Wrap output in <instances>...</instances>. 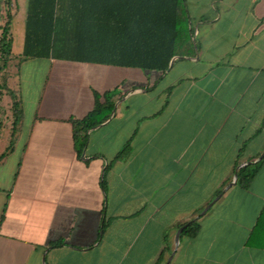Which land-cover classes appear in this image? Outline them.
<instances>
[{
	"label": "crops",
	"instance_id": "0c3cea01",
	"mask_svg": "<svg viewBox=\"0 0 264 264\" xmlns=\"http://www.w3.org/2000/svg\"><path fill=\"white\" fill-rule=\"evenodd\" d=\"M2 2L23 114L0 101V264H165L193 220L170 264H264V161L201 214L264 154V0H186L196 55L165 73L22 59L29 0ZM108 92L78 145L75 121Z\"/></svg>",
	"mask_w": 264,
	"mask_h": 264
},
{
	"label": "trees",
	"instance_id": "16d2710c",
	"mask_svg": "<svg viewBox=\"0 0 264 264\" xmlns=\"http://www.w3.org/2000/svg\"><path fill=\"white\" fill-rule=\"evenodd\" d=\"M0 30V73L5 72L6 82L12 41L8 23L0 26ZM20 55L22 59L56 57L165 73L173 57L195 56L196 45L186 0H29L25 43ZM4 89L14 99L16 125L23 111L15 100V92L7 84ZM105 95L107 102L101 103L97 96L95 108L75 121L78 145L86 144L80 131L109 118L114 108L113 94ZM4 127L0 120V136ZM263 161L264 156L255 164L239 168L238 184L249 188ZM199 229L198 220H193L182 235L195 236Z\"/></svg>",
	"mask_w": 264,
	"mask_h": 264
},
{
	"label": "water",
	"instance_id": "95a60500",
	"mask_svg": "<svg viewBox=\"0 0 264 264\" xmlns=\"http://www.w3.org/2000/svg\"><path fill=\"white\" fill-rule=\"evenodd\" d=\"M179 56H175V57H173L172 58V60H171V62H170V66H169V69L167 70V71H169L170 69H171V67L173 66V64H174V62H175V60L178 58ZM263 155L264 154H262V156H260L259 157V159H262V157H263ZM249 163H252V162H247V164H249ZM246 165V163H242V164H240L239 166H238V168H237V172L235 173V175H234V180L232 181V182H230L225 188H224V190L221 192V193H219L205 208H204V210L201 212V214H204L214 203H215V201L216 200H218L219 199V197L222 195V193L224 192V191H226L227 189H229L231 186H233L234 184H236L237 183V181H238V169L239 168H241V167H243V166H245ZM186 225L187 224H184L183 226H181L178 230H177V232H176V236H175V248H174V250L172 251V253H171V255L169 256V258L167 259V261H166V263L165 264H170V261H171V259H172V257H173V255H174V253H175V251H176V249L178 248V246H179V243H180V237H181V233H182V231H183V229L186 227Z\"/></svg>",
	"mask_w": 264,
	"mask_h": 264
},
{
	"label": "rangeland",
	"instance_id": "374dc122",
	"mask_svg": "<svg viewBox=\"0 0 264 264\" xmlns=\"http://www.w3.org/2000/svg\"><path fill=\"white\" fill-rule=\"evenodd\" d=\"M3 0H0V22L2 21L3 18V14H2V8H3ZM1 64V62H0ZM4 76H5V72L3 71L2 73H0V101H1V106L2 109L4 110V112H7L10 110L9 108V104L12 101L11 99V94L7 91H3L4 86L6 85V82L4 80ZM76 78V76H72V81ZM2 89V91H1ZM2 94H3V99H2ZM7 117L9 118V116L7 115ZM12 120V118H10ZM204 210V208L201 210V212ZM199 216V214H198Z\"/></svg>",
	"mask_w": 264,
	"mask_h": 264
},
{
	"label": "built area",
	"instance_id": "2783aa9c",
	"mask_svg": "<svg viewBox=\"0 0 264 264\" xmlns=\"http://www.w3.org/2000/svg\"><path fill=\"white\" fill-rule=\"evenodd\" d=\"M9 7H13L15 0H8Z\"/></svg>",
	"mask_w": 264,
	"mask_h": 264
}]
</instances>
